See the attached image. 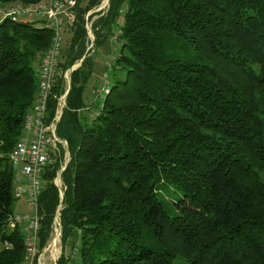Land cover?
Returning a JSON list of instances; mask_svg holds the SVG:
<instances>
[{
	"label": "trees",
	"instance_id": "trees-1",
	"mask_svg": "<svg viewBox=\"0 0 264 264\" xmlns=\"http://www.w3.org/2000/svg\"><path fill=\"white\" fill-rule=\"evenodd\" d=\"M101 2L77 1L48 121L66 62L84 51L86 12ZM47 26L0 21V264L27 256L26 232L13 222L10 153L38 93L36 64L53 40ZM116 30L118 55L97 112H84L89 57L71 72L56 126L70 153L63 242L78 243L79 264H264V0H110L93 21L97 45ZM62 156L53 151L43 174L42 248Z\"/></svg>",
	"mask_w": 264,
	"mask_h": 264
},
{
	"label": "built area",
	"instance_id": "built-area-1",
	"mask_svg": "<svg viewBox=\"0 0 264 264\" xmlns=\"http://www.w3.org/2000/svg\"><path fill=\"white\" fill-rule=\"evenodd\" d=\"M47 1L8 7L0 3V21L10 18L13 21L35 22L40 19L34 18V16L39 15L46 18L45 24L54 33L50 47L40 58L38 93L33 105L34 108L26 116L25 126L31 131V136L20 138L10 153V162L13 167L18 169V173L14 177L13 196L16 199L27 197L31 204L37 205V210L43 191V174L50 154L58 148V143L63 147H68L67 141L60 139L55 134L56 128L51 129L53 126H57L61 113L59 116L55 115L51 121L47 119L48 101L52 86L59 74V60L60 53H62L63 35L60 34L61 24H55V21L60 14H68L66 9L77 4L78 0H50L52 6L54 5L50 7V11L42 12L40 9H36L39 6L47 5ZM74 14H68L69 18H74ZM103 91H107V89L104 87ZM59 186L62 191V186ZM37 221L39 224L38 217ZM13 222L14 225L20 226L26 232L27 256L23 264H34L32 257L36 250L38 252L39 239L38 233L34 234L31 225V222L35 221L31 214L27 212L15 214ZM35 256H37V253Z\"/></svg>",
	"mask_w": 264,
	"mask_h": 264
},
{
	"label": "rangeland",
	"instance_id": "rangeland-1",
	"mask_svg": "<svg viewBox=\"0 0 264 264\" xmlns=\"http://www.w3.org/2000/svg\"><path fill=\"white\" fill-rule=\"evenodd\" d=\"M19 4H24V3H12V4H3L4 6H15ZM76 5L72 7H68L66 9V12L68 14L75 13L76 14ZM110 5V0H102L100 4L97 6L90 8L86 12L85 16V48L82 53V55L75 60L74 62H66V65L69 66L67 70L64 73L65 79L68 80L66 81V86L65 91L58 97V104L56 108V115L62 114L63 108L66 104V99H67V90L70 85V77H71V72L77 69H82L83 63H85L86 60H88L89 57H91V64H90V69H91V75L89 76L86 86L84 89V100L86 104L88 105L86 109L84 110L85 113H93L94 114L98 110V106L101 103V100L103 99L104 95V87L106 85L108 75H110V66L112 65L113 61L116 59V56L118 55V45H119V39H118V34L121 32V30H116L117 33L116 35L111 36L108 40H103L105 42L99 44L101 46H98L96 43V36L93 31V21L97 18H99L103 13H105ZM52 3L50 0L47 1V5L44 6H39L36 9H40L42 12H47L51 10ZM54 6V5H53ZM52 6V7H53ZM66 13H62L59 15V17L56 19L55 24H61L60 26V34L63 35L62 38V48L63 50H67L66 47L69 46L70 44V39H72V36L74 35L75 28H76V16L74 14V18H69V15ZM34 18L40 19L37 20L39 21H46V18L35 15ZM42 23V22H41ZM54 37V33H53ZM62 53H60V61L65 62V57L63 56L62 59ZM253 67L255 70H259L260 64L259 63H254ZM80 69V70H81ZM36 70L37 74L39 72V64H36ZM87 73L84 71L82 74V77L84 79L85 75ZM34 108V107H32ZM32 111V110H31ZM54 127V126H53ZM51 129H55L56 127ZM29 129H27L26 126H24L22 135H27L26 137L31 136V131L29 133ZM29 133V134H28ZM55 134H57L56 129H55ZM22 138V137H20ZM59 144V143H58ZM54 153H57V155H62V158L60 160V168L56 172L53 182L56 186H58L59 190V203L56 205L55 208V213L51 223V226L49 228V237L47 238V242L44 245V247L39 246V239H40V230H41V223L43 224V218H44V211L41 212V207L43 206V201L41 203V200H39L38 204V210H37V205L36 204H31L30 200L27 197H22L20 199H15L13 203V210L15 214L18 213H27L29 212L35 222H31L32 229L34 234L36 235L38 233L39 239H38V252L37 250L33 254L32 261L34 264H58V260L62 255H65L66 258H69V262L67 264H79L76 261L77 255L79 254V245L78 243L73 242L71 243L72 239L69 242H63V226H62V219H61V214H62V209L64 208V192L65 191V183L62 178V172L68 165V162L70 160V153L68 152L67 148L62 145H59L57 149H54ZM51 155V154H50ZM50 162V157L49 161ZM13 167V166H12ZM47 167V166H46ZM14 172L15 176L18 173V169L14 167ZM13 176V179L14 177ZM59 179V181H58ZM45 183L43 180V187ZM62 186V191L60 186ZM42 194V193H41ZM14 214V215H15ZM37 217L40 221L38 224ZM78 231V234L82 232V230L76 229V232ZM35 237V236H34ZM36 238V237H35ZM37 239V238H36ZM37 253V256H35Z\"/></svg>",
	"mask_w": 264,
	"mask_h": 264
},
{
	"label": "crops",
	"instance_id": "crops-1",
	"mask_svg": "<svg viewBox=\"0 0 264 264\" xmlns=\"http://www.w3.org/2000/svg\"><path fill=\"white\" fill-rule=\"evenodd\" d=\"M29 133H30V131H29ZM29 133H28V134H29ZM26 136H27V135H22V134H21V137H26ZM14 176H15V175H14ZM14 213H15V212H14Z\"/></svg>",
	"mask_w": 264,
	"mask_h": 264
},
{
	"label": "bare ground",
	"instance_id": "bare-ground-1",
	"mask_svg": "<svg viewBox=\"0 0 264 264\" xmlns=\"http://www.w3.org/2000/svg\"><path fill=\"white\" fill-rule=\"evenodd\" d=\"M58 181H59V179H58Z\"/></svg>",
	"mask_w": 264,
	"mask_h": 264
}]
</instances>
